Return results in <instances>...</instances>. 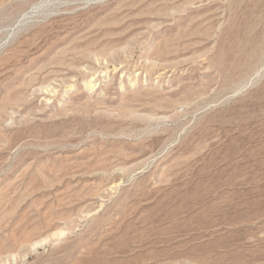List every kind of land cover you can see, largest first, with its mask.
<instances>
[{"label": "rangeland", "instance_id": "1", "mask_svg": "<svg viewBox=\"0 0 264 264\" xmlns=\"http://www.w3.org/2000/svg\"><path fill=\"white\" fill-rule=\"evenodd\" d=\"M0 264H264V0H0Z\"/></svg>", "mask_w": 264, "mask_h": 264}, {"label": "bare ground", "instance_id": "2", "mask_svg": "<svg viewBox=\"0 0 264 264\" xmlns=\"http://www.w3.org/2000/svg\"><path fill=\"white\" fill-rule=\"evenodd\" d=\"M93 80V79H92Z\"/></svg>", "mask_w": 264, "mask_h": 264}]
</instances>
